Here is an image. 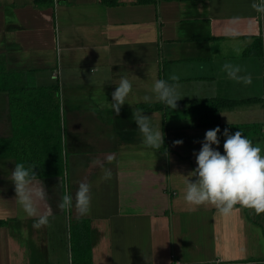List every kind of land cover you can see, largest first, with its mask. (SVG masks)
<instances>
[{
	"label": "crops",
	"instance_id": "0c3cea01",
	"mask_svg": "<svg viewBox=\"0 0 264 264\" xmlns=\"http://www.w3.org/2000/svg\"><path fill=\"white\" fill-rule=\"evenodd\" d=\"M137 1L54 0L39 7L34 0H0V53L8 68L25 73L34 96L59 85L66 171L33 182L45 193L36 201L39 214L49 217L35 229L38 217L24 213L11 183L17 158L1 149L0 264H75L77 221L92 264H264V213L237 205L225 216L212 205L189 210L183 200L197 166L193 153L215 128L193 126L206 105L198 101H223L221 124L242 127L264 155V13L253 7L259 0ZM225 64L239 66L251 83L230 79ZM121 77L132 92L117 116L108 102ZM157 79L178 83L175 109L141 108L158 102L143 100ZM43 100L23 98L33 111L15 126L10 94L0 92V140H19L23 156L37 153L29 135L54 145L53 115L39 114ZM137 112L164 133L159 150L144 146ZM45 164L59 168V157ZM106 170L111 177L102 180ZM81 182L91 185L86 215L75 208ZM65 194L73 196L70 210L59 207Z\"/></svg>",
	"mask_w": 264,
	"mask_h": 264
},
{
	"label": "clouds",
	"instance_id": "9594fccd",
	"mask_svg": "<svg viewBox=\"0 0 264 264\" xmlns=\"http://www.w3.org/2000/svg\"><path fill=\"white\" fill-rule=\"evenodd\" d=\"M253 7L264 13V0L253 3ZM227 34L235 36L236 32L229 29ZM239 54V49H234ZM224 70L230 79L237 82L251 83L250 76L239 75L242 69L239 66L225 64ZM171 81L178 82V76H171ZM178 83L170 84L167 80L157 79L152 86L153 95H145L143 100L151 102L153 98L175 109L178 98ZM132 92V83L127 77H121L118 86L112 92V100L108 105L119 116L122 106L127 102ZM135 120L140 133L143 136V144L146 148L159 150L164 143V133L152 123L147 115L137 112ZM220 134L224 137L223 153L219 150ZM176 145L183 141L177 140ZM201 148L193 155L196 159V168L188 174L185 181L183 200L189 206V210H195L201 205H212L221 215H230L235 206L240 205L253 209L256 214L264 213V155L262 149L254 146L252 141L236 131L234 134L219 126L207 130ZM111 159V157H109ZM98 163V162H96ZM34 167H26L24 163H17L11 171V183L14 185L18 204L29 217H38L33 227L40 229L49 224L47 214H39L36 206L38 199L45 197L43 190L32 187L37 175ZM111 172L105 171L102 180L110 179ZM195 177V180L190 179ZM91 204V185L85 182L79 184L75 194V208L80 215H86ZM59 207L62 210H70L73 207V196L65 194Z\"/></svg>",
	"mask_w": 264,
	"mask_h": 264
},
{
	"label": "trees",
	"instance_id": "16d2710c",
	"mask_svg": "<svg viewBox=\"0 0 264 264\" xmlns=\"http://www.w3.org/2000/svg\"><path fill=\"white\" fill-rule=\"evenodd\" d=\"M101 3L107 5H117L119 2L118 0H99ZM138 3H157L158 0H138ZM35 5L39 7H48L54 5V0H34ZM256 42H261V38H257ZM25 73L22 71H15L10 70L4 58V54L0 53V92H7L10 94L12 106H14V125L18 126L21 124L22 120L27 117V114L33 111V108L26 106L25 102L23 103V98L31 96L33 98L45 99L42 101V106L39 108L41 109L40 115H53L52 119H54L55 124V138L53 139L54 145H47L49 140H44L40 136L35 137V134L29 135L30 140L38 148H34L37 153L22 155L21 154V147L20 142L16 143L17 139H11L9 141L0 140V151L1 149L4 150L5 147L10 149V155L17 158L18 163H24L26 167H34V172L36 173L37 177H49V176H65V169H64V153H63V132H62V119L59 110H57V105L60 100L59 98V85L53 87H47L45 89H40L42 91L40 94H35V96L31 93L30 89L24 85L25 82ZM56 90V93H54ZM38 91V92H39ZM199 102H204L206 105L202 107L203 115L202 121L198 122L196 125L193 126H219L223 131L225 128L229 129L231 134H234L236 131H243L242 127L237 125H222L221 118L219 114V108L223 104V101L219 99H210V100H200ZM37 110V106H35ZM43 108H45L43 110ZM141 108L146 111H163L168 112L170 107L166 106L163 103L156 102L153 104H143ZM31 109V110H30ZM35 116V115H34ZM33 116V117H34ZM35 118V117H34ZM52 123V121L48 120L45 121V124ZM43 124V125H45ZM48 132V131H47ZM45 132V134L47 133ZM59 132V136L58 135ZM51 134V131L49 130ZM32 137V138H31ZM19 139V138H18ZM221 141V149L223 151V143L224 137L220 136ZM29 150V149H28ZM34 150V151H35ZM54 150V151H53ZM57 157H59V168H47L43 167L46 165V162L54 161L56 163ZM6 224V220L0 219V226ZM81 231V222L77 221L76 223H72L71 226V235L72 240L74 242V246L78 247V250L75 251L76 255H80L82 260L79 264H92L90 250L88 245L84 241L83 235L80 234ZM87 248L84 250V248Z\"/></svg>",
	"mask_w": 264,
	"mask_h": 264
},
{
	"label": "rangeland",
	"instance_id": "374dc122",
	"mask_svg": "<svg viewBox=\"0 0 264 264\" xmlns=\"http://www.w3.org/2000/svg\"><path fill=\"white\" fill-rule=\"evenodd\" d=\"M54 93H56V90H54ZM59 98H62V95L61 96L59 95ZM67 161H68V157H67ZM74 259H75V264H79L81 262V258L77 256L75 253H74Z\"/></svg>",
	"mask_w": 264,
	"mask_h": 264
}]
</instances>
